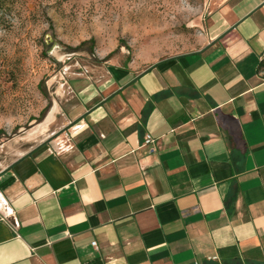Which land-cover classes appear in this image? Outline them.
Masks as SVG:
<instances>
[{"label": "crops", "instance_id": "crops-1", "mask_svg": "<svg viewBox=\"0 0 264 264\" xmlns=\"http://www.w3.org/2000/svg\"><path fill=\"white\" fill-rule=\"evenodd\" d=\"M207 12L198 49L65 71L0 170V264H264V0Z\"/></svg>", "mask_w": 264, "mask_h": 264}, {"label": "rangeland", "instance_id": "rangeland-1", "mask_svg": "<svg viewBox=\"0 0 264 264\" xmlns=\"http://www.w3.org/2000/svg\"><path fill=\"white\" fill-rule=\"evenodd\" d=\"M211 1L0 0V170L61 126L57 115L28 141L53 105L62 112L66 70L198 49Z\"/></svg>", "mask_w": 264, "mask_h": 264}, {"label": "bare ground", "instance_id": "bare-ground-1", "mask_svg": "<svg viewBox=\"0 0 264 264\" xmlns=\"http://www.w3.org/2000/svg\"><path fill=\"white\" fill-rule=\"evenodd\" d=\"M55 111H56V105H53L51 109L49 110L48 114L46 115L44 121L39 123L36 126V128H34V130H32V132L29 134L30 136L29 142L36 141V139L40 135H42L44 132L47 131V129L50 127L52 123L51 121L55 115Z\"/></svg>", "mask_w": 264, "mask_h": 264}, {"label": "built area", "instance_id": "built-area-1", "mask_svg": "<svg viewBox=\"0 0 264 264\" xmlns=\"http://www.w3.org/2000/svg\"><path fill=\"white\" fill-rule=\"evenodd\" d=\"M144 140H145L144 141L145 144H149V143L153 142L155 139L152 137V135L146 134ZM151 149L154 151L155 147H153ZM12 226H13L14 229H17L19 227L17 222L12 223ZM92 244H93V246L97 247V242L96 241H93ZM209 258H217V256H210Z\"/></svg>", "mask_w": 264, "mask_h": 264}, {"label": "trees", "instance_id": "trees-1", "mask_svg": "<svg viewBox=\"0 0 264 264\" xmlns=\"http://www.w3.org/2000/svg\"><path fill=\"white\" fill-rule=\"evenodd\" d=\"M111 54H112V53H111ZM111 54H109V56H110ZM42 112H44V110H43ZM34 151H36V149H35V150H33L31 153H33Z\"/></svg>", "mask_w": 264, "mask_h": 264}]
</instances>
